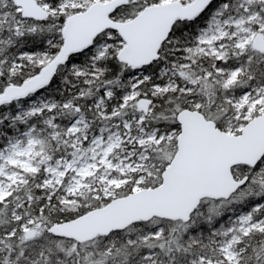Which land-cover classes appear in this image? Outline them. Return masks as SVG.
Instances as JSON below:
<instances>
[{
  "label": "snow or ice",
  "instance_id": "6c2138e0",
  "mask_svg": "<svg viewBox=\"0 0 264 264\" xmlns=\"http://www.w3.org/2000/svg\"><path fill=\"white\" fill-rule=\"evenodd\" d=\"M0 264H264V0H0Z\"/></svg>",
  "mask_w": 264,
  "mask_h": 264
}]
</instances>
